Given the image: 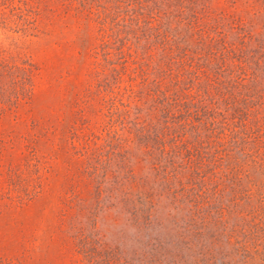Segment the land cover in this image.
Returning a JSON list of instances; mask_svg holds the SVG:
<instances>
[{
    "label": "rangeland",
    "instance_id": "rangeland-1",
    "mask_svg": "<svg viewBox=\"0 0 264 264\" xmlns=\"http://www.w3.org/2000/svg\"><path fill=\"white\" fill-rule=\"evenodd\" d=\"M77 7L0 0V264H264V0L209 4L235 23L225 40L242 55L228 65L229 104L216 108L238 142L218 139L227 126L216 115L200 146L218 163L202 167L197 190L217 208L167 189L152 110H110L99 25Z\"/></svg>",
    "mask_w": 264,
    "mask_h": 264
},
{
    "label": "trees",
    "instance_id": "trees-1",
    "mask_svg": "<svg viewBox=\"0 0 264 264\" xmlns=\"http://www.w3.org/2000/svg\"><path fill=\"white\" fill-rule=\"evenodd\" d=\"M76 1L77 12L99 25L101 54L110 70L104 83L110 110L116 109L117 103L124 106L125 117L132 103L152 110L156 126L149 136L158 151L154 169L162 173L173 197L201 208L198 176L202 167L207 168L217 159L200 150L204 137L209 138L205 127L220 115L218 127L226 125L227 133L219 129L218 139L225 144L231 136L232 149L239 138V131L228 134L229 123L221 117V110L216 109L221 103L227 108L230 100L226 87L229 90L237 84L228 65L233 63L235 67V62L242 61V55L225 40L226 34L235 29V23L224 22L223 15L215 16L209 8L212 0ZM152 46L158 53H151ZM243 63L245 68L250 67L254 58H245ZM237 67H241L240 63ZM226 74L232 79L227 80ZM26 90L30 93V84ZM232 98L231 116L240 123V116L246 114L241 106L243 98ZM143 127L140 124V135L147 133ZM219 155L218 165H222L225 159L222 153ZM225 166L229 171L233 168ZM202 199L203 206H214ZM210 210L207 213L212 215ZM215 212L219 213L217 209Z\"/></svg>",
    "mask_w": 264,
    "mask_h": 264
}]
</instances>
